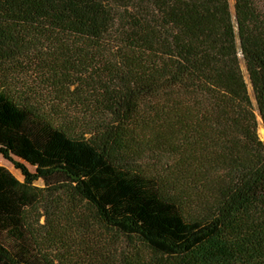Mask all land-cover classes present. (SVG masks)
<instances>
[{
  "label": "trees",
  "instance_id": "trees-1",
  "mask_svg": "<svg viewBox=\"0 0 264 264\" xmlns=\"http://www.w3.org/2000/svg\"><path fill=\"white\" fill-rule=\"evenodd\" d=\"M233 8L0 0V264H264V0Z\"/></svg>",
  "mask_w": 264,
  "mask_h": 264
},
{
  "label": "rangeland",
  "instance_id": "rangeland-1",
  "mask_svg": "<svg viewBox=\"0 0 264 264\" xmlns=\"http://www.w3.org/2000/svg\"><path fill=\"white\" fill-rule=\"evenodd\" d=\"M230 2V5H231V10H232V13H234V0H229ZM242 71H243V74H244V77L248 83V90H249V94L252 98V101L255 105V98H254V94H253V91H252V88H251V85L249 84V80H248V75H247V72L245 70V67L244 65L242 64ZM258 136L260 138V140L264 143V126H263V123H262V120L261 118L258 116ZM0 166H3L5 168H7L8 170H10L18 179L22 180V177L20 175L19 172L15 171L13 166L8 163L7 161L3 160V159H0ZM31 169V168H30ZM31 171H33V169H31ZM39 186H43V183L40 182L38 183Z\"/></svg>",
  "mask_w": 264,
  "mask_h": 264
}]
</instances>
